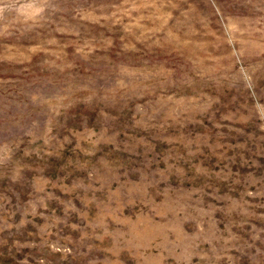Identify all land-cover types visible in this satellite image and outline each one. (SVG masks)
Returning <instances> with one entry per match:
<instances>
[{
	"label": "rangeland",
	"instance_id": "374dc122",
	"mask_svg": "<svg viewBox=\"0 0 264 264\" xmlns=\"http://www.w3.org/2000/svg\"><path fill=\"white\" fill-rule=\"evenodd\" d=\"M0 264H264V0H0Z\"/></svg>",
	"mask_w": 264,
	"mask_h": 264
}]
</instances>
